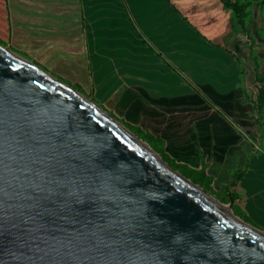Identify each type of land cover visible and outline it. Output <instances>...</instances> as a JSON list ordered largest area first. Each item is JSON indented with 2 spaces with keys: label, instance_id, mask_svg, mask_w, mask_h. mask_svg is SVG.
<instances>
[{
  "label": "water",
  "instance_id": "obj_1",
  "mask_svg": "<svg viewBox=\"0 0 264 264\" xmlns=\"http://www.w3.org/2000/svg\"><path fill=\"white\" fill-rule=\"evenodd\" d=\"M120 126L0 46V264H264V232L224 222Z\"/></svg>",
  "mask_w": 264,
  "mask_h": 264
},
{
  "label": "crops",
  "instance_id": "obj_2",
  "mask_svg": "<svg viewBox=\"0 0 264 264\" xmlns=\"http://www.w3.org/2000/svg\"><path fill=\"white\" fill-rule=\"evenodd\" d=\"M109 1L0 0V34L15 25L22 45L58 49L71 72L84 74L93 102L158 141L176 164L202 170L210 187L219 191L233 174L234 204L264 226L258 26L238 31L220 0H120L111 12Z\"/></svg>",
  "mask_w": 264,
  "mask_h": 264
},
{
  "label": "rangeland",
  "instance_id": "obj_3",
  "mask_svg": "<svg viewBox=\"0 0 264 264\" xmlns=\"http://www.w3.org/2000/svg\"><path fill=\"white\" fill-rule=\"evenodd\" d=\"M114 5L112 4V1L110 0L108 5H109V11L111 12L112 9L117 10L118 8H121V1L120 0H113ZM239 4H245L244 8V17H243V29L238 27V31L240 32H249L251 26L259 28L258 30V35L260 34L261 36L264 37V0H237ZM122 9V8H121ZM121 11V10H120ZM122 12V11H121ZM116 14V13H114ZM100 20L102 19V16L98 17ZM123 17H115L112 18L109 17V21H114L117 22L122 19ZM124 19H125V24L132 26V24L129 21V18L127 14L124 13ZM116 25L113 27L115 29ZM110 26H113L112 24ZM120 23H119V28H120ZM111 28V27H110ZM0 34V46L8 49L10 52L14 53L15 55L19 56L20 58L24 59L25 61L33 64L49 76H51L53 79L63 83L64 85L68 86L72 90L78 92L81 94L83 97L86 99H89L92 101L90 96L88 95L87 90L83 89L85 88L88 83L86 81V78L82 72H71V67L69 63H64L61 61H66L64 58L61 59V57L56 54L58 49H54L52 45H50V49L44 50V49H38L35 44H25L22 45L21 39H20V32L16 30V26L14 25V29L11 27V31L5 29L2 30ZM55 52V53H54ZM112 50H110V53ZM56 54V55H54ZM60 58L61 60H59ZM109 68L113 70V66L111 63H109ZM76 82V83H75ZM76 90H75V89ZM93 102V101H92ZM97 107H99L101 110H103L97 102H93ZM106 112L105 110H103ZM107 113V112H106ZM123 126V125H122ZM124 127V126H123ZM125 128V127H124ZM126 129V128H125ZM128 130V129H127ZM131 133V132H130ZM211 189L214 192H218V189L214 188L211 186ZM208 194V193H206ZM211 196L214 200H216L219 204L226 206L227 203H225V197L221 192H218L216 196H212L211 194H208ZM217 198L222 199L223 202H220L217 200ZM234 204V202H233ZM235 205V204H234ZM231 207V206H230ZM248 219V224L249 226L264 232V226L252 222L249 218ZM243 222V221H242Z\"/></svg>",
  "mask_w": 264,
  "mask_h": 264
},
{
  "label": "trees",
  "instance_id": "obj_4",
  "mask_svg": "<svg viewBox=\"0 0 264 264\" xmlns=\"http://www.w3.org/2000/svg\"><path fill=\"white\" fill-rule=\"evenodd\" d=\"M220 1L223 7L229 10L233 14L238 26L243 27L244 24L243 17L245 14L244 8L246 5L239 4L237 0H220ZM255 80L257 83L260 84V86L256 89L257 94L254 100V111L257 115L255 123L257 126H259L258 114L262 105L264 104V78L256 76ZM122 125L126 129H128V131L131 132L134 136H136V138L146 143L147 146L154 153H156L164 163L168 165V167L178 172L182 177L189 180L192 184L198 185L203 192L211 194L212 196H216L218 192H221L225 197V203H228V201L231 202L230 210L232 214L241 221L249 224L247 217L236 207V205L233 204L235 200V195L230 191V188L233 187V178H234L233 174L232 177L230 178V182L226 186H223L218 192H214L210 187V183H211L210 177L206 176L202 170L194 171L188 169L183 165L176 164L173 160H171L166 154L162 152L160 148V143L158 141H154L151 137L140 132L138 129L134 127L128 126L126 124H122ZM217 200L223 202L222 199L217 198Z\"/></svg>",
  "mask_w": 264,
  "mask_h": 264
},
{
  "label": "bare ground",
  "instance_id": "obj_5",
  "mask_svg": "<svg viewBox=\"0 0 264 264\" xmlns=\"http://www.w3.org/2000/svg\"><path fill=\"white\" fill-rule=\"evenodd\" d=\"M122 133L126 138L131 140V142L137 146L144 154H147L152 162L161 167V160L159 157L154 154L145 144L138 141L132 134L128 133L124 128L120 126ZM167 176L180 184L183 188H185L191 195H193L196 199L200 200L205 204L210 210H212L216 215H218L224 222L229 224L231 227H246V225L241 222L238 218L234 217L225 206L219 204L216 200H214L208 194H204L198 187L192 186L188 181H185L181 178L178 173L170 172L167 170H163Z\"/></svg>",
  "mask_w": 264,
  "mask_h": 264
}]
</instances>
